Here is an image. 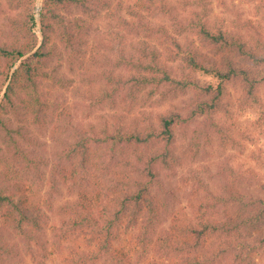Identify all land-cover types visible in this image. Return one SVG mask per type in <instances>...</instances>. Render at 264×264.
<instances>
[{
  "label": "trees",
  "instance_id": "trees-1",
  "mask_svg": "<svg viewBox=\"0 0 264 264\" xmlns=\"http://www.w3.org/2000/svg\"><path fill=\"white\" fill-rule=\"evenodd\" d=\"M197 1L195 18L188 23L179 21L174 29L180 35L194 33L212 48L213 55L199 49L188 51L166 25L155 21L158 14L179 20L170 0H135L132 4L122 0H44L39 23L33 12L35 0H30L29 11L13 19L14 31L0 36V135L13 140L19 131L8 125L5 115L19 106L35 108L36 119L42 115L44 120H37L39 123L57 118L51 102L43 98V82L51 78V71L55 82L66 77L54 67L56 56L62 54L59 46L65 48L72 71L77 68L73 62L78 63L83 75L96 78L99 88L92 96L93 106L106 101L115 104L121 96L144 106L157 93L164 100H174L191 89L196 91L195 105L187 116L170 111L159 115L155 123L142 115L131 121L120 116L115 123L75 130L67 154L73 168L64 176L66 182L72 181L78 199L64 208L63 221L73 233H65L66 240L82 239V244L91 248L86 254L81 244L77 246L81 264H143L148 256L155 259L154 264H158L156 259L162 261L159 264H218L226 254L234 253L231 250L243 254V259L238 258L245 263L258 248L251 238L264 246V199L246 201L236 186L221 196L202 198L198 193L191 203L194 219L176 215L174 223L165 228L170 207L157 168L171 167L176 161L172 148L177 130L200 116L223 110L228 86L240 84L245 98L256 102L264 83L261 47H250L214 24L207 0ZM105 15L110 32L118 34L116 40H123L112 41L116 45L113 51L119 55L116 59L106 54L101 61L89 52L84 35H91L94 21ZM38 24L42 39L35 32ZM120 44L124 45L121 49ZM180 60L187 61L191 72L214 75L219 82L201 84L194 75L179 77L172 64ZM93 84L94 78L88 85L95 88ZM2 211L10 230L28 242L40 238L47 215L33 196L0 189ZM215 237H225L229 244L212 254L206 249ZM230 237L238 242L233 243ZM4 238L2 234L0 264H13L14 246Z\"/></svg>",
  "mask_w": 264,
  "mask_h": 264
},
{
  "label": "rangeland",
  "instance_id": "rangeland-1",
  "mask_svg": "<svg viewBox=\"0 0 264 264\" xmlns=\"http://www.w3.org/2000/svg\"><path fill=\"white\" fill-rule=\"evenodd\" d=\"M122 1L132 4L135 0ZM170 2L176 8L174 12L179 20L158 14L155 21L166 25L176 39L183 41L188 51L199 49L203 54L213 55L212 48L202 43L194 33L188 31L180 35L175 32L179 21L188 23L195 18L193 11H198V1ZM43 4L44 0H35L33 6L38 23ZM206 5L214 24L221 25L250 47L260 46L264 52V0H207ZM30 7V0H0V36L10 35L14 31L13 19L26 14ZM122 13L126 16L125 11ZM105 17L106 15L101 16L99 21H94L91 35H84L89 44V52H94L101 61L106 54L111 59H116L119 55L117 51H113L116 46L113 42L123 40H116L118 34L114 36L110 32V20ZM35 32L42 39L40 24ZM123 46L120 44V49ZM59 47L62 54L60 57L56 56L54 67L60 68L66 77L55 82L54 72L51 71V78H46L43 82V98L51 102V110L56 111L57 118L51 122L39 123L36 121L44 120L42 115L36 119L35 108L19 106L17 110L5 115L8 125L19 131V134H15L16 140L5 134L0 135V189L5 193L33 196L47 215L44 229L38 234L40 238L28 242L13 229L10 230L4 211L0 213V236L3 234L4 239L14 246L13 264H81V252L76 250L80 244L86 254L91 253V248L85 247L82 239L68 241L64 238L65 233L73 234L63 221L64 208L78 199L72 181L66 182L64 176L67 170L71 172L73 168L68 162L67 154L73 141L71 139L78 129H88L92 124L101 126L115 123L120 116L131 121L135 115H142L153 123L159 115L170 111H178L187 116L196 102V91L191 89L174 100H164L157 93L144 106L136 105L124 96L115 104L106 101L93 106L95 98L92 96L97 94L96 90L99 88L96 78L90 79V75H83L78 70V63L73 62V66L76 65L77 68L72 71V63L64 52L65 48ZM126 49L129 51V48ZM172 65L179 71V77L184 79L194 75L201 84L219 82L214 75L191 72L185 60ZM98 69L97 67V72ZM93 78L95 88L88 85ZM222 109L214 115L200 116L195 122L180 127L172 148L176 161L172 162L171 167L157 168L160 184L170 207V212L165 216V228L174 223L176 215L194 219L191 203L198 193L202 198L221 196L236 186L244 193L246 201L252 198L264 199V83L256 95V102L255 99L245 98L240 84L228 86ZM144 111L147 114L144 115ZM68 113L72 117H67ZM258 235L256 233L255 238ZM72 237L76 238L74 235ZM230 241L235 244L238 242L233 237H230ZM249 241L258 248L247 257L245 263H240L245 257L243 254L231 250L234 253L226 254L218 264H264V246L254 238ZM225 243L229 244L225 237H215L205 249L213 254ZM209 253L206 254L208 257L211 256ZM156 260L158 264L162 262ZM154 263L155 259L149 256L143 261V264Z\"/></svg>",
  "mask_w": 264,
  "mask_h": 264
}]
</instances>
